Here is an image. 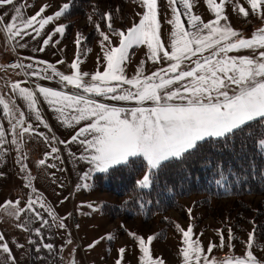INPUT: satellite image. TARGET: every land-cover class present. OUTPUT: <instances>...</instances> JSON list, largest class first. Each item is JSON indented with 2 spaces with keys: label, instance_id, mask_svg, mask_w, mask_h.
<instances>
[{
  "label": "snow or ice",
  "instance_id": "obj_1",
  "mask_svg": "<svg viewBox=\"0 0 264 264\" xmlns=\"http://www.w3.org/2000/svg\"><path fill=\"white\" fill-rule=\"evenodd\" d=\"M135 2L143 11L136 14L139 20L131 27L114 28L108 13L104 14L108 21L107 33L100 30L99 23L95 24L101 38L103 71L99 68L94 73L82 71L81 57L90 53L91 48L81 47L86 38L80 33L75 39L76 57L68 65L69 74L57 67V64H64L63 60L56 63L35 61L43 67L23 62L10 63L7 68L0 65L4 71L22 70L24 77L56 84V87L40 83L29 86L30 80L22 79L8 85L12 95L0 93V121L7 122V128L0 122V163L5 161L9 146L14 148L24 187L31 193L23 206L21 199L0 202V211L20 221L17 227L21 230L35 234L38 239L29 238L27 243L35 245L37 253L41 249H54L53 243L44 242V230L53 223L66 229L71 213L58 216L34 186V178L25 162L28 156L24 152L30 139L39 137L48 146L44 158L38 161L40 166L56 168L55 163L48 161L64 162L57 145H63L74 160L90 166L83 172L82 180L90 179L93 173H108L116 167L126 168L139 161L146 169L142 179L136 181L140 188L152 186L157 172L168 162L194 154L209 140L227 142L244 136L254 147L264 150V27L255 31L251 38H245L241 31L231 26L226 12L230 5L233 12L245 18L255 16L264 20V0H206L213 16L207 22L192 11V0H168L172 16L165 21L171 25L167 43L161 39L162 13L158 0ZM5 6H13V12L0 14V34L14 49L28 48L26 38H30L39 41L32 51L42 52L53 43L58 44L60 41H54V37L63 36L66 31L65 24L55 26L51 32L46 31V26L65 17L70 8L68 3L49 15H45L48 5H42L27 17L24 9L33 5L0 0V8ZM91 19L89 17L90 22ZM113 37L118 38V43ZM140 46H146L147 60L159 67L146 74L145 61L141 60L135 74L129 77L126 68L131 59L130 50ZM243 50H249L250 54H239ZM23 59L33 61L35 58ZM97 64L100 65L99 56ZM18 100L23 102V107ZM43 105L55 114L59 125L73 130L69 139H60L55 134L45 119ZM41 127L47 133L40 131ZM71 145L77 146L79 154L72 151ZM259 155L264 156V151ZM88 207L93 206L89 204ZM33 224L38 226L33 228ZM175 228L182 237L179 249L182 264H264L252 250L254 241H258L255 225L248 234L246 251L242 255L231 254L235 248L232 241L236 237L232 227L227 226L230 252L222 260L210 254L213 249L226 246L223 228L217 230L219 244L209 243L206 249L199 238L193 239V225L185 230L176 223ZM127 235L138 247V264H165L162 258L153 255L151 245L156 236L149 235L145 239L133 231H128ZM106 238L115 239L112 234ZM66 243L71 245V239ZM12 244L20 249L25 247L23 243L8 242L0 232V264H17ZM125 252V247L118 250L115 264H122ZM69 264H76L74 256Z\"/></svg>",
  "mask_w": 264,
  "mask_h": 264
},
{
  "label": "rangeland",
  "instance_id": "obj_2",
  "mask_svg": "<svg viewBox=\"0 0 264 264\" xmlns=\"http://www.w3.org/2000/svg\"><path fill=\"white\" fill-rule=\"evenodd\" d=\"M17 2L33 5L32 7H25L24 14L26 17L35 14L42 5H48L45 15H49L58 11L63 4L72 3L74 10L67 12L65 17H61L56 22L67 24L66 30L68 32L69 28L71 38H76L77 33H80L84 38L86 37V41L82 45L84 49L86 48L84 44L90 43L92 46L99 40L95 24H100V30L108 31V21L104 19L105 13L110 14L114 28H126L131 21L138 22L139 16L136 14L143 11V8L135 0H17ZM192 2L194 5L192 11L201 15L205 22L213 18L207 9L206 0H192ZM158 7L162 13L161 39L167 43L171 25H168L165 21L172 16L168 0H158ZM5 11L12 14L13 6L0 8V14ZM226 12L231 26L234 28L239 24V14L233 12L230 5L227 6ZM89 17L92 18L91 22ZM54 25L56 24L54 23ZM261 27H264V21L258 29ZM46 30L47 32L52 31L49 27ZM255 31H252V33ZM4 40L7 43L6 48L11 49L12 44L7 41L3 34H0V42ZM73 41L74 39H70V41L66 39V43H73ZM143 48L147 50L146 46H143ZM12 55L16 57L15 53ZM12 57H9V59ZM16 59L20 62L17 57ZM141 60L145 61L144 67L148 68L149 61L146 55L141 57L139 65ZM129 166L130 175L129 170H124V176L127 177L128 174L129 177H132L133 184L137 176L142 179V171L145 172L146 170L139 163ZM129 181H125V185H120L124 184L123 182H114L111 189L124 186L120 191L126 194L125 191L130 186ZM87 185L88 187L74 185L68 199V210L65 211L63 216H68L71 213V216L66 220L67 228L60 229L56 227L54 230L55 246L56 244L59 245L57 264H69L73 256L76 264H115L119 258L118 250L121 247L126 248L122 264H138L140 253L132 238L127 235L128 231L136 232L145 239L149 235L156 236L157 238L154 239L151 245L154 257L162 258L165 264H182V257L179 254L182 237L175 228L176 223H179L185 230L190 224L193 225V239L199 238L205 249L209 243L219 244L217 230L223 228L226 246L223 249L215 248L213 253L210 254V256L214 255L221 260L230 252L227 247V226L232 227L233 234L236 237L232 241L235 248L231 251V254L242 255L246 251L248 234L253 231L255 225L258 229V241H254L252 250L258 259L264 261V192L219 197L207 195L204 191L184 196L180 195L177 200L175 199L170 203L172 206L145 219L141 216L130 217L126 214V207L128 208L132 202H134L132 206H137V202L132 198L130 199L128 195H119L113 189L114 192L92 190L91 182ZM127 193L132 194L130 190ZM89 204L93 207H88ZM117 209L122 211L115 216ZM189 209L191 210L190 213ZM14 224L17 225V222L14 221ZM21 234L26 244L28 232ZM108 234H112L115 239L108 240L106 238ZM69 239L72 241L71 245L66 243ZM97 240L100 241L98 244L92 248L88 247ZM73 249H75V252H73ZM42 251H47L46 254L51 255L48 250L42 249ZM24 252L27 253L26 248ZM25 256L27 257V255ZM50 258L48 256L46 260H50Z\"/></svg>",
  "mask_w": 264,
  "mask_h": 264
},
{
  "label": "crops",
  "instance_id": "obj_3",
  "mask_svg": "<svg viewBox=\"0 0 264 264\" xmlns=\"http://www.w3.org/2000/svg\"><path fill=\"white\" fill-rule=\"evenodd\" d=\"M238 21L239 24L237 26H234V29L241 31L244 34L245 38H251V35L253 34L252 31H257L258 27L262 26L264 20H261L255 16L245 18L242 15H239ZM133 23L134 21H131L127 27H131ZM55 24L56 25L50 24L46 26V29L49 27L50 30H53L55 26L60 25L57 22H55ZM126 28L118 27L116 29ZM105 32L107 33L108 31ZM97 34L99 39L97 40L98 42L96 41L95 44H93L92 46L90 45V43L84 44V46L86 47L85 49L91 48V52L87 53L86 55H82L81 57L83 60V63L81 64L82 71L94 73L98 68L100 71H103L102 50L100 48L101 38L98 32ZM71 36L68 28V32L66 30L63 36L57 34L54 37V41H60L58 44L53 43V45L46 47L45 50L42 52L32 51L33 48L38 47L39 41H33L30 38H26L29 47L24 49L18 47L14 49L12 45L11 49L6 48V41H1L0 65H3L4 68H7V65H5V61L9 59V57H12V54L15 53L16 57L19 59L20 62H23L25 64L33 63L36 67H43V65L35 64V61L37 60H43L50 63H56L57 61L63 60L64 64H57V67L61 71H64L66 74H69L70 69L68 68V65L73 62L78 51L77 46L75 44L76 38H71ZM66 39L69 41L70 39H74V41L73 43H66ZM113 40L115 43H118V38L113 37ZM146 52L147 50L144 49L143 46L130 50L131 59L127 64L126 68V72L129 77L135 74L137 67L139 66V60L142 56L146 55ZM239 54L244 55L250 53L249 50H243ZM28 56H32L35 59L33 61H29L26 59L22 60L23 57ZM98 56L100 57V65L97 64ZM148 64V68L144 67V71L146 74H150L152 71H155L157 67H159V65H153L151 61H149ZM22 79H29V86H34L36 83H40L44 86L56 87L54 81H41L35 77H24L22 70L8 69L7 71H4L3 69H0V93H7L8 95H12L8 85L11 82ZM17 102L20 103L23 107L22 101L18 100ZM43 109L45 119H47L49 124L52 126L55 134L60 139H69L70 136L73 134V130L66 129L63 126L59 125L55 120V114L51 113L46 105H43ZM0 122H3L5 124V127L7 128L6 121ZM39 130L47 133V130L43 129L42 127ZM57 146L61 148L60 155L62 156L64 162L61 164L59 161L56 160L48 161V163H55L57 165L56 168H48L46 166H40L38 164V161L44 158V154L48 150V146L44 144L39 137L30 139L26 147L24 148V152L27 153L28 156V159L25 162L29 165V168L31 170L32 177L34 178V186L39 191V193L43 195L46 203L56 211L57 215L63 217L65 211L68 210V199L70 193H72L74 185H80L79 187H82L84 184H88L91 182V189L94 190L92 186L93 177L97 173H93L91 178L88 180H82L81 176L83 172L88 171V168L90 166L86 165L82 161H76L72 157L68 156V153L64 149L63 145ZM70 147L72 151L77 152V154H79L77 146L71 145ZM16 155L17 153L15 149L9 146V152L5 161L3 163H0V173L3 174L0 175V202H3L5 200L15 201L17 199H21V206H23V203L26 202V196L31 193L29 189L24 187L25 181L23 180V173H21L19 170V164H17L15 161ZM61 168L64 169V171H61ZM45 218L49 219L50 223H52L51 218L47 217L46 214ZM14 221H16L17 224L20 223V221H17L14 217L9 216L6 212L0 211V232L5 234L8 242L11 243L13 241H16L25 245L23 249H20L15 247L14 244H12L14 255L17 258V264H57V253L59 245L56 244L55 246L56 239L54 233V230L57 226L53 223L52 227L46 228L44 230V242H51L54 244V249L52 251L48 250L51 253V255H49L46 254L47 251L44 252L42 251V249L41 252L37 253L35 251V245H30L27 242L25 244L21 234L25 231L18 228L17 225L14 224ZM36 226L38 225H31V227L33 228ZM29 238H32L34 240L38 239L34 233L28 232V239ZM25 248L27 249V253L24 252ZM25 255H27V257ZM48 256L51 257L50 260H46ZM0 258H2V254H0Z\"/></svg>",
  "mask_w": 264,
  "mask_h": 264
},
{
  "label": "trees",
  "instance_id": "obj_4",
  "mask_svg": "<svg viewBox=\"0 0 264 264\" xmlns=\"http://www.w3.org/2000/svg\"><path fill=\"white\" fill-rule=\"evenodd\" d=\"M72 6L71 3L68 12L74 10ZM261 151L264 150L254 147L252 141L244 136L227 142L209 140L194 154L168 162L157 172L152 186L148 188L137 186V178L139 180L141 177L137 176L132 184L133 178L128 174L124 176V170H129L130 175V166L95 174L92 186L94 190H114L119 195H128L137 202V206H132V202L126 207V214L148 219L172 206L170 203L180 195L204 191L207 195L219 197L264 192V156L259 155ZM144 174L142 171V176ZM127 180H130V186L126 194L120 191L124 186L111 189L114 182L124 183ZM129 190L132 194L127 193ZM121 211L117 209L115 216Z\"/></svg>",
  "mask_w": 264,
  "mask_h": 264
},
{
  "label": "built area",
  "instance_id": "obj_5",
  "mask_svg": "<svg viewBox=\"0 0 264 264\" xmlns=\"http://www.w3.org/2000/svg\"><path fill=\"white\" fill-rule=\"evenodd\" d=\"M14 62H18L15 56H13V57L10 58V59H7V60L5 61V65H8V64H10V63H14Z\"/></svg>",
  "mask_w": 264,
  "mask_h": 264
}]
</instances>
